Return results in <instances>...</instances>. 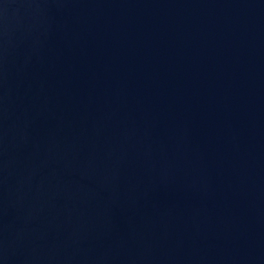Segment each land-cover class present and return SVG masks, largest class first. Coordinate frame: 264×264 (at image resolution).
I'll list each match as a JSON object with an SVG mask.
<instances>
[{"label": "water", "instance_id": "1", "mask_svg": "<svg viewBox=\"0 0 264 264\" xmlns=\"http://www.w3.org/2000/svg\"><path fill=\"white\" fill-rule=\"evenodd\" d=\"M0 264H264V0H0Z\"/></svg>", "mask_w": 264, "mask_h": 264}]
</instances>
